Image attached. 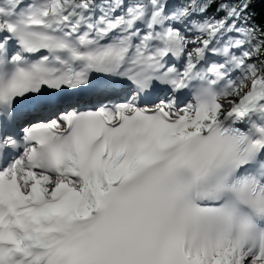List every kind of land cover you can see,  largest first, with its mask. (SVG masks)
<instances>
[{"label":"snow or ice","instance_id":"obj_1","mask_svg":"<svg viewBox=\"0 0 264 264\" xmlns=\"http://www.w3.org/2000/svg\"><path fill=\"white\" fill-rule=\"evenodd\" d=\"M257 2L0 0V264H264Z\"/></svg>","mask_w":264,"mask_h":264},{"label":"trees","instance_id":"obj_2","mask_svg":"<svg viewBox=\"0 0 264 264\" xmlns=\"http://www.w3.org/2000/svg\"><path fill=\"white\" fill-rule=\"evenodd\" d=\"M262 10H264V4L257 2L254 8V11L257 14H260Z\"/></svg>","mask_w":264,"mask_h":264}]
</instances>
